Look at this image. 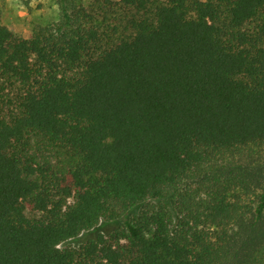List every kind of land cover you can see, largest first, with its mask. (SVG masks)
Wrapping results in <instances>:
<instances>
[{
	"label": "trees",
	"instance_id": "1",
	"mask_svg": "<svg viewBox=\"0 0 264 264\" xmlns=\"http://www.w3.org/2000/svg\"><path fill=\"white\" fill-rule=\"evenodd\" d=\"M53 1L0 21V264H264V0Z\"/></svg>",
	"mask_w": 264,
	"mask_h": 264
},
{
	"label": "rangeland",
	"instance_id": "2",
	"mask_svg": "<svg viewBox=\"0 0 264 264\" xmlns=\"http://www.w3.org/2000/svg\"><path fill=\"white\" fill-rule=\"evenodd\" d=\"M57 17L58 11L53 0H0L1 23L22 38H29L37 26L47 25L58 19ZM116 226L117 223H100L91 233L111 231ZM91 235L79 236L64 245L76 247Z\"/></svg>",
	"mask_w": 264,
	"mask_h": 264
}]
</instances>
